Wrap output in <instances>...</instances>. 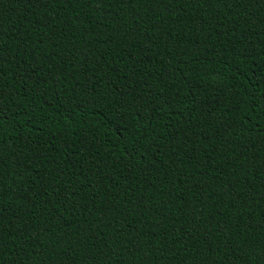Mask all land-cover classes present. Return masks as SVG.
I'll return each instance as SVG.
<instances>
[{"label": "trees", "instance_id": "16d2710c", "mask_svg": "<svg viewBox=\"0 0 264 264\" xmlns=\"http://www.w3.org/2000/svg\"><path fill=\"white\" fill-rule=\"evenodd\" d=\"M0 264H264V0H0Z\"/></svg>", "mask_w": 264, "mask_h": 264}]
</instances>
